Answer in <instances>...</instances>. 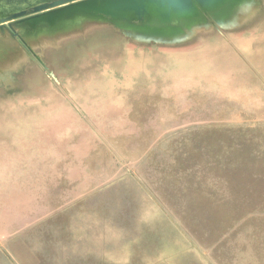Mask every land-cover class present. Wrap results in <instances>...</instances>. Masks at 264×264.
<instances>
[{"label": "rangeland", "instance_id": "1", "mask_svg": "<svg viewBox=\"0 0 264 264\" xmlns=\"http://www.w3.org/2000/svg\"><path fill=\"white\" fill-rule=\"evenodd\" d=\"M22 16L0 22V264H264V0L154 34Z\"/></svg>", "mask_w": 264, "mask_h": 264}, {"label": "water", "instance_id": "2", "mask_svg": "<svg viewBox=\"0 0 264 264\" xmlns=\"http://www.w3.org/2000/svg\"><path fill=\"white\" fill-rule=\"evenodd\" d=\"M233 0H51L18 10L0 22L22 16L19 24L28 33L48 27L55 29L84 19L103 21L118 29H140L158 33L174 23H187L204 14H215ZM59 5H62L58 8ZM48 8H53L46 10ZM46 10V11H45ZM31 13V15H27ZM20 25V26H21ZM62 28V27H61ZM19 33V32H18ZM17 34V33H15Z\"/></svg>", "mask_w": 264, "mask_h": 264}]
</instances>
